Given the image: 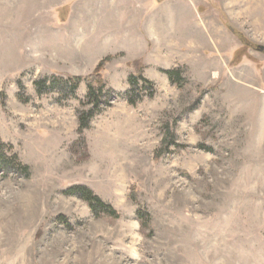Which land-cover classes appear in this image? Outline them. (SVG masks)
Instances as JSON below:
<instances>
[{
	"label": "rangeland",
	"instance_id": "374dc122",
	"mask_svg": "<svg viewBox=\"0 0 264 264\" xmlns=\"http://www.w3.org/2000/svg\"><path fill=\"white\" fill-rule=\"evenodd\" d=\"M109 56L83 132L85 83L35 90ZM0 141L30 171L0 172V264H264V0H0Z\"/></svg>",
	"mask_w": 264,
	"mask_h": 264
},
{
	"label": "trees",
	"instance_id": "16d2710c",
	"mask_svg": "<svg viewBox=\"0 0 264 264\" xmlns=\"http://www.w3.org/2000/svg\"><path fill=\"white\" fill-rule=\"evenodd\" d=\"M227 27L239 37L242 44L245 46L255 47L246 36L235 28L229 21L226 22ZM112 57L109 56L102 60L96 67L93 73L83 76H51L47 78H41L34 81V87L38 95L46 93L57 92L64 99L75 97L77 90L81 86V83H85L87 87L86 100L82 102L83 110L79 112V131L83 132L91 125L92 119L97 113L103 111L105 107L110 106V99L112 98V90L108 88L107 82L103 77V69L105 63H107ZM186 67H177L172 69H162L169 79L178 84L184 86L185 83H189L186 77ZM130 89L126 92L127 100L130 104L135 105L142 99L143 94H139V85L141 82L149 84L154 92V84L147 79L141 71L137 74H130L128 78ZM21 85V83H20ZM200 87L201 84L197 83ZM138 91V92H136ZM153 92L150 94L153 95ZM3 143L0 141V172L3 170L13 169L23 173L24 176H29L30 171L27 165L21 164L17 161L16 156H8L4 153ZM66 193L79 197L88 203L89 207L96 216L103 213H107L113 217H119L117 211L111 204L106 203L100 196H98L91 188L85 185H75L66 190ZM141 216L142 213L139 212ZM144 217V216H143ZM62 219V217H60ZM143 227L147 226L145 222L141 220Z\"/></svg>",
	"mask_w": 264,
	"mask_h": 264
}]
</instances>
